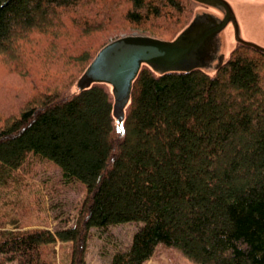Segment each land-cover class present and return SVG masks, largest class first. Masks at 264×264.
<instances>
[{
    "label": "trees",
    "instance_id": "trees-1",
    "mask_svg": "<svg viewBox=\"0 0 264 264\" xmlns=\"http://www.w3.org/2000/svg\"><path fill=\"white\" fill-rule=\"evenodd\" d=\"M108 1L98 19L96 0H0L1 60L26 93L0 114V185L36 156L85 188L71 225H0V264H59L58 242L70 245L68 264H85L94 230L131 222L140 225L107 264H144L160 244L196 264H264V54L238 46L212 75L143 67L117 131L103 85L72 92L93 58L82 40L122 20L178 31L194 3Z\"/></svg>",
    "mask_w": 264,
    "mask_h": 264
},
{
    "label": "rangeland",
    "instance_id": "rangeland-1",
    "mask_svg": "<svg viewBox=\"0 0 264 264\" xmlns=\"http://www.w3.org/2000/svg\"><path fill=\"white\" fill-rule=\"evenodd\" d=\"M104 1L101 3V0H96V8L99 10L96 16L98 19H102L103 14L107 13L106 9L109 8V1ZM227 1L234 7L240 20L247 27V31L244 28L243 36L264 44V20L261 18L264 14V0ZM200 7L198 4H193L188 22ZM77 13L78 16L88 15L90 20L94 18L85 9H79ZM33 18H40V14L33 13ZM59 19L64 22L62 12H59ZM19 22L21 19H16L11 23V27L15 28ZM148 26L152 28H145ZM171 26V24L156 22L136 25L122 20L120 29L91 34L85 37L81 43H89L94 57L105 43L122 35L143 34L161 39H171L184 27L177 31L176 26ZM38 38L43 42V36H38ZM42 62L43 60H41ZM21 82H19L18 76L8 72L7 66L2 62L0 56V114L3 116L11 109H16L19 104V100L16 98L19 96L21 99L25 98L26 93L16 89ZM20 173L21 176L17 181L11 180L8 184L0 185V225H5L6 229L15 228L13 230L48 226L50 230L54 231L66 225L65 219L70 218L68 225L74 223L85 196V188L81 182L66 181L57 165L36 156H31L29 163L23 167ZM139 225L140 223L131 222L111 226L102 236H97L98 231L94 230V235L87 244L85 264H107L108 254L116 248L128 245ZM53 250L54 258L59 264L69 263V243L60 244L58 242L53 246ZM6 264H15V262ZM144 264L196 263L188 259L178 249L160 244L156 246L153 255Z\"/></svg>",
    "mask_w": 264,
    "mask_h": 264
},
{
    "label": "water",
    "instance_id": "water-1",
    "mask_svg": "<svg viewBox=\"0 0 264 264\" xmlns=\"http://www.w3.org/2000/svg\"><path fill=\"white\" fill-rule=\"evenodd\" d=\"M191 1L203 8H198L172 39L126 34L110 40L97 51L72 92L103 85L111 98L114 125L117 131H122L133 84L143 67L157 76L195 70L212 75L239 45L264 54L263 43L243 36L247 27L229 1ZM261 18L264 20V14Z\"/></svg>",
    "mask_w": 264,
    "mask_h": 264
}]
</instances>
